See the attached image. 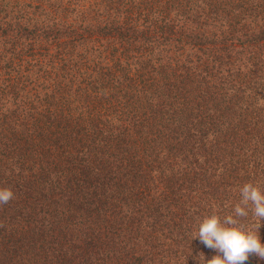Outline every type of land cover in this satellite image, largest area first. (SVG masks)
Returning <instances> with one entry per match:
<instances>
[{
    "label": "trees",
    "instance_id": "obj_1",
    "mask_svg": "<svg viewBox=\"0 0 264 264\" xmlns=\"http://www.w3.org/2000/svg\"><path fill=\"white\" fill-rule=\"evenodd\" d=\"M247 182L264 0H0V264H198Z\"/></svg>",
    "mask_w": 264,
    "mask_h": 264
},
{
    "label": "clouds",
    "instance_id": "obj_2",
    "mask_svg": "<svg viewBox=\"0 0 264 264\" xmlns=\"http://www.w3.org/2000/svg\"><path fill=\"white\" fill-rule=\"evenodd\" d=\"M239 191L240 201L231 207L229 214L221 216L214 212L200 220L193 239L198 237L216 254L207 258L200 252L196 257L198 264H246L253 255L264 260V238L259 232L264 223V187L259 182H247ZM14 195L11 188L0 187V204L8 203ZM250 214L258 230L242 223Z\"/></svg>",
    "mask_w": 264,
    "mask_h": 264
}]
</instances>
